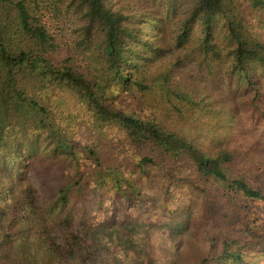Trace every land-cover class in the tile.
Returning a JSON list of instances; mask_svg holds the SVG:
<instances>
[{"label":"trees","instance_id":"trees-1","mask_svg":"<svg viewBox=\"0 0 264 264\" xmlns=\"http://www.w3.org/2000/svg\"><path fill=\"white\" fill-rule=\"evenodd\" d=\"M127 1L0 0V264H34L48 246L61 260L57 238L78 264H98L102 252L111 253L109 233L100 225L106 209L100 205L86 218L76 204H99L104 190L112 197V214L137 213L144 222L132 232L122 230L135 259L127 264H250L245 252L260 242L250 229L246 241L224 236L217 257L183 260L149 212L139 210L155 173L165 174L168 187L174 180L197 188L222 181L264 203L260 190L226 173L235 154L210 156L125 105L141 102L135 94L149 93L153 83L168 82L146 68L175 52L177 66L210 68L228 51L231 75L249 78L251 63L264 70V37H255L237 0H194L168 44L167 23L178 0ZM247 2L264 10V0ZM61 4L76 17L72 28L61 23ZM249 85L243 83L245 92ZM181 86H164V92L182 105L198 104L200 96ZM92 139L104 145V164ZM53 169L55 188L44 200L33 173L46 179Z\"/></svg>","mask_w":264,"mask_h":264},{"label":"rangeland","instance_id":"rangeland-1","mask_svg":"<svg viewBox=\"0 0 264 264\" xmlns=\"http://www.w3.org/2000/svg\"><path fill=\"white\" fill-rule=\"evenodd\" d=\"M115 1L121 5L128 4L127 0ZM193 1L178 0L177 14L175 17L170 16L167 23L166 43L172 42L179 27V19L185 16ZM158 3L159 1L155 2ZM236 3L243 5L248 13L246 18L256 28L255 37H264V10H254L247 0H237ZM61 7L64 10L61 23L67 22L68 27L72 28L76 17L72 12L67 13L65 4H61ZM69 31L66 32L68 38L71 37V29ZM185 55L183 53L182 56ZM175 61L176 52L149 64L146 68L149 69V76L157 79L162 74L161 77L165 75L168 82L160 79L162 82L153 83L149 93L135 94L139 98L143 97L141 102L133 100L130 105L125 106L129 109L134 106L140 118L157 121L165 128L179 132L210 156L214 157L225 151L232 152L235 154V160L226 166V173L231 178L245 180L264 194L263 68L257 63H251L250 77L241 80L238 74L231 75L233 59L228 51H225L222 58L210 68L201 67L198 63L192 65L181 63L177 66ZM243 83H250L248 92H245ZM177 85H182L181 87L187 91H195V95L200 96L198 104L182 105L173 96L167 97L164 86L174 89ZM174 106H177L179 111ZM91 142H95L94 147L99 152L103 164L104 161L107 162L104 145L98 140L92 139ZM45 145L44 143V147ZM40 172L35 171L33 179L37 181L41 197L45 200L54 191L53 180L56 181L57 177L55 169L46 179L40 176ZM164 175L155 173L154 177L145 183L144 189L149 186L152 192H145L139 210L149 212L153 224L178 247L179 256L183 260L187 257L195 259L208 253L217 257L224 236L230 235L246 241V232L250 229L260 238V242L252 251L247 249L246 262L264 264L262 201H254L241 192L229 190L228 183L222 181H212L205 187L197 188L188 187L187 184L183 186L181 181L174 180L172 186L168 187L162 180ZM103 194L104 200L99 204L87 200H79L76 204L79 211L84 210L86 218L97 211L100 205L106 209L104 223L100 225L104 226L105 234L109 233L111 253L102 252L98 264L133 262L135 259L131 254L132 244L122 230L132 232L144 222L137 213L130 214L121 210L117 214H112L113 206L108 207L112 197L105 190ZM74 213L77 217L78 212L75 209ZM62 240L60 238L56 240L61 247L60 252L63 255L61 260L53 256L49 246L45 249L41 247L34 264H78ZM160 263L163 264V260Z\"/></svg>","mask_w":264,"mask_h":264}]
</instances>
